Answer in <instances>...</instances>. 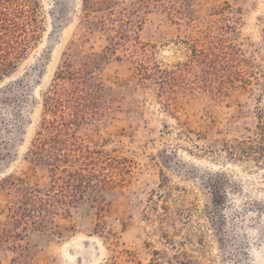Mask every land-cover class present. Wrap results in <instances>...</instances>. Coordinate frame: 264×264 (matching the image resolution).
Segmentation results:
<instances>
[{
  "label": "rangeland",
  "instance_id": "1",
  "mask_svg": "<svg viewBox=\"0 0 264 264\" xmlns=\"http://www.w3.org/2000/svg\"><path fill=\"white\" fill-rule=\"evenodd\" d=\"M35 1L0 80V264H264V0ZM68 57L101 90L72 126L90 186L57 191L32 152Z\"/></svg>",
  "mask_w": 264,
  "mask_h": 264
},
{
  "label": "trees",
  "instance_id": "2",
  "mask_svg": "<svg viewBox=\"0 0 264 264\" xmlns=\"http://www.w3.org/2000/svg\"><path fill=\"white\" fill-rule=\"evenodd\" d=\"M37 7L35 0H0V80L15 68L17 62L24 56L30 40L34 39L35 33L39 30ZM115 34L111 37L112 43L106 48L110 52L129 39V35L123 31H115ZM132 53L138 52L132 49ZM106 58V54L100 57V59ZM143 59L137 57L136 62L137 71L142 79L155 77V81L159 82L162 76H168V72L158 65H155L153 72H149L142 62ZM98 66L97 62L93 63L91 69L94 70ZM86 67L88 64L84 63L75 68L73 61L69 57L66 58L55 77L56 82L43 99L41 131L36 134L32 156L34 162L38 164L41 161L42 152H46V164L52 168L50 170L53 174L52 188H56L57 191H73L83 188L84 185L90 186L89 182L83 185L85 179L88 180L84 173L87 172L90 163L86 155L81 152L82 144L76 140L75 131L72 129L75 122L86 118L89 112L92 113L88 104L94 92L101 90V87L96 85L91 92H87L86 88H90L87 80L92 79V75L85 69ZM159 86L162 92L165 91V82ZM63 149L68 153L61 154ZM62 174L66 177L62 178ZM90 176L94 177L95 174L90 173ZM32 192L38 193L34 190ZM32 192L22 197L27 207H34L33 200H37V195ZM12 204L14 207L15 203ZM17 210L19 206L13 208L14 215ZM21 210L27 211L26 208Z\"/></svg>",
  "mask_w": 264,
  "mask_h": 264
}]
</instances>
